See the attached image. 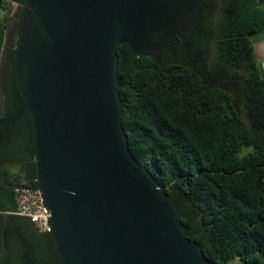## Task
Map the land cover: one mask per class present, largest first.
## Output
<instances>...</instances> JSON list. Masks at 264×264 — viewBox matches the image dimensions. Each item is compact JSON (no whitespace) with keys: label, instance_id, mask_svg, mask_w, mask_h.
<instances>
[{"label":"trees","instance_id":"trees-1","mask_svg":"<svg viewBox=\"0 0 264 264\" xmlns=\"http://www.w3.org/2000/svg\"><path fill=\"white\" fill-rule=\"evenodd\" d=\"M10 3L0 0V117L23 102L14 71L23 7L7 32ZM262 33L264 0H203L188 54L179 39L140 55L117 47L129 149L217 264H264V77L250 42ZM34 154L29 114L0 126V264H61L50 233L15 213L13 187L37 183Z\"/></svg>","mask_w":264,"mask_h":264},{"label":"water","instance_id":"water-1","mask_svg":"<svg viewBox=\"0 0 264 264\" xmlns=\"http://www.w3.org/2000/svg\"><path fill=\"white\" fill-rule=\"evenodd\" d=\"M23 7L15 82L23 102L0 126L32 119L36 188L61 264H217L131 153L117 47L184 46L203 0H7ZM264 77V33L250 38Z\"/></svg>","mask_w":264,"mask_h":264},{"label":"built area","instance_id":"built-area-1","mask_svg":"<svg viewBox=\"0 0 264 264\" xmlns=\"http://www.w3.org/2000/svg\"><path fill=\"white\" fill-rule=\"evenodd\" d=\"M13 195L17 205L16 214L28 217L39 233L51 231L50 214L43 205L38 188L21 183L13 187Z\"/></svg>","mask_w":264,"mask_h":264},{"label":"rangeland","instance_id":"rangeland-1","mask_svg":"<svg viewBox=\"0 0 264 264\" xmlns=\"http://www.w3.org/2000/svg\"><path fill=\"white\" fill-rule=\"evenodd\" d=\"M15 7L16 6L14 4L10 3L9 5H7V8L5 9V13H8L9 15V18L5 20L7 32H9L14 26V18L12 17L14 16V12L16 11ZM2 60H3V55H2Z\"/></svg>","mask_w":264,"mask_h":264},{"label":"flooded vegetation","instance_id":"flooded-vegetation-1","mask_svg":"<svg viewBox=\"0 0 264 264\" xmlns=\"http://www.w3.org/2000/svg\"><path fill=\"white\" fill-rule=\"evenodd\" d=\"M5 52H3V56H4Z\"/></svg>","mask_w":264,"mask_h":264}]
</instances>
